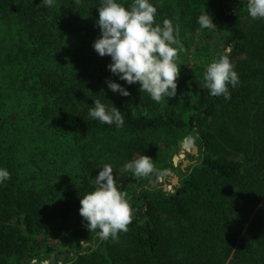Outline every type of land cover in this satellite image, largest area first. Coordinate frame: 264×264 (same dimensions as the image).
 Wrapping results in <instances>:
<instances>
[{"label": "trees", "instance_id": "trees-1", "mask_svg": "<svg viewBox=\"0 0 264 264\" xmlns=\"http://www.w3.org/2000/svg\"><path fill=\"white\" fill-rule=\"evenodd\" d=\"M121 2L127 7L132 0ZM151 2L156 23L169 19L177 28L178 55L188 42L205 37L230 47L240 79L229 88L231 99L200 88L205 69L199 66L179 68L178 86L193 88L186 100L181 95V103L154 102L138 84L111 74L110 57L92 48L100 0H56L52 8L41 0H0V20L17 32L15 43L4 48L6 74L0 82V167L11 174L0 185V264H33L43 239L79 225L80 196L93 190L92 179L103 166L94 150L103 151L116 181H131L134 218L116 241L91 232L97 246L85 252L72 246L76 257L63 264H264V20L246 28L232 24L247 0L233 6L230 0ZM204 11L214 29L197 23ZM14 67L16 73L10 71ZM106 80L130 95L108 90ZM95 99L118 108L124 126L91 120L88 109ZM190 133L200 155L187 156L192 163L179 171L173 192L150 185L161 175L140 178L123 170L125 162L147 155L162 176L174 171L168 153ZM46 135L67 137L77 146L81 161L73 184L55 187L52 178L40 175L39 162L50 163L36 136L42 141ZM23 151H30L27 160L17 156ZM33 156H40L38 162ZM82 232L73 230L71 241ZM45 252L41 261L53 247L46 244ZM54 256L55 264L62 261Z\"/></svg>", "mask_w": 264, "mask_h": 264}, {"label": "clouds", "instance_id": "clouds-1", "mask_svg": "<svg viewBox=\"0 0 264 264\" xmlns=\"http://www.w3.org/2000/svg\"><path fill=\"white\" fill-rule=\"evenodd\" d=\"M78 4L80 0H75ZM52 8L56 0H41ZM95 25L99 36L92 42L93 50L100 56L110 57L106 65L109 72L127 85L138 84L154 102L176 95L179 68L176 62L178 49L182 48L178 30L169 19L156 23L157 7L151 0H132L127 7L121 0H100ZM247 14L252 20H264V0H247ZM201 29H214L208 12L197 17ZM225 50L214 58L203 72L202 90L215 97L231 99L229 88L240 83L239 75ZM107 89L127 97L128 89L113 80H106ZM88 117L116 128L124 126L121 111L113 104L106 106L100 99L93 100ZM196 137L185 136L181 147L191 149ZM123 170L134 177H148L157 173L151 157L141 155L124 163ZM11 179L5 167H0V185ZM93 190L80 196L79 215L90 232L96 231L101 240H118L119 233L127 232L134 218L127 194L120 191L110 165H103L92 179Z\"/></svg>", "mask_w": 264, "mask_h": 264}, {"label": "rangeland", "instance_id": "rangeland-1", "mask_svg": "<svg viewBox=\"0 0 264 264\" xmlns=\"http://www.w3.org/2000/svg\"><path fill=\"white\" fill-rule=\"evenodd\" d=\"M241 0H230L231 6L237 5ZM259 20V19H257ZM257 20H252L248 14H247V7L244 8V10L241 12L240 16L237 17L232 21V24L241 28H246L250 24L256 22ZM17 40V32L13 29L8 27V24H5L0 20V82H1V76L3 77L6 74V71L4 70L3 66L5 63L6 58L3 56L4 54V48L12 45L15 43ZM220 38H215L214 40H207V38H200L197 39L196 41H191L188 42V48L187 50H183L184 54L177 55L176 62L177 64L181 67V71L185 72L190 70V68H194V66H199L200 68L205 69L206 66L215 58L216 54L218 51L222 50L223 43H221ZM225 50H230V47H225ZM182 53V52H181ZM10 68V67H8ZM10 71L16 73L17 72V67H14ZM177 82V81H176ZM190 85V84H189ZM193 88L189 90H182L177 83V89H176V95L171 98H166V100H163V102L167 103H174V102H184L182 99L186 100L187 97L192 93ZM181 95H186V97H182ZM31 133H34L31 131ZM190 134H184V137ZM48 135L45 136V139L40 141L37 139L36 140L40 146L42 145L43 149L47 151V155L45 157L46 164L43 166L42 162H39V166L42 167V170L44 173H41V176H47L48 178H52L50 182L55 186V187H61L62 185H71L74 183L76 180V175L77 172L79 171L80 168V161H81V155L80 152L75 145V143L65 137V139L60 140L59 138H50L47 137ZM25 134H23L20 138V142L25 139ZM183 137V138H184ZM66 140L67 142H65ZM27 140L24 141V145ZM62 142V145H61ZM34 145H37L35 143ZM33 147V146H32ZM171 147V146H170ZM95 151V157L98 156V160L100 163L104 165V157L102 155L103 151L99 152L97 150ZM30 154V151H23L19 153L17 156L21 160L20 156H23L26 160L28 159ZM193 154L192 148L191 149H185L181 147V143L178 145L175 151L170 150L168 153L167 160H170L169 163L172 164V166L175 168L174 171L171 172H166L163 176H159L153 181H157L158 185L154 188H160L164 192H173V186L177 185L174 182L175 176L178 178L179 182V177H180V170L182 169V164L184 161L188 160V155ZM199 152H197V159L199 158ZM177 158L176 165L173 164V158ZM40 156L36 157L33 156L34 161L38 162ZM188 166H184L183 170H185ZM31 168L33 170H38V165L34 166L32 164ZM26 174V172H25ZM152 182V181H151ZM150 182V185H151ZM118 187L120 191L125 192L127 194L128 200H130L129 192L131 188V181L124 179L120 181H117ZM131 194V193H130ZM76 227H66L63 232L58 233L55 232L53 236H51L47 240H42V248H40L37 251V259L35 258L32 260L33 264H41L42 262L49 264L48 259L42 260L43 257H45L46 252V244L49 246L53 247V254H58L63 255L64 258H68L73 260L76 257V251H72V246H77V251L79 252H85L88 248H94L97 246V240H92L91 237L92 234L86 227V222L81 219L79 221V225H75ZM75 229H83L84 232L81 233V235L77 234L75 239L71 241V232ZM52 254V253H51ZM40 258V259H39ZM63 258V259H64ZM58 264H63V260L58 262Z\"/></svg>", "mask_w": 264, "mask_h": 264}, {"label": "water", "instance_id": "water-1", "mask_svg": "<svg viewBox=\"0 0 264 264\" xmlns=\"http://www.w3.org/2000/svg\"><path fill=\"white\" fill-rule=\"evenodd\" d=\"M192 152H193V154L197 155V147H196V146H193V147H192ZM176 159H177L176 157L173 158V164H174V165H176V162H177ZM189 163H192V162H190V161H188V160L184 161L183 164H182V169H183L184 166H186V165L189 164ZM174 182H175L176 184H178V178H177L176 176H175V178H174ZM157 185H158V182H157L156 180L151 182V186H152V187H156ZM58 257H59L60 260H63V258H64L63 255H60V256H58ZM48 263H49V264H55V256H54L53 253L50 254V257H49V259H48ZM41 264H46V263L42 262Z\"/></svg>", "mask_w": 264, "mask_h": 264}]
</instances>
